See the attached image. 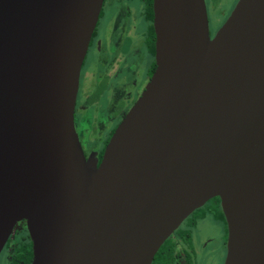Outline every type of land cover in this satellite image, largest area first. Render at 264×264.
I'll list each match as a JSON object with an SVG mask.
<instances>
[{
    "label": "water",
    "instance_id": "95a60500",
    "mask_svg": "<svg viewBox=\"0 0 264 264\" xmlns=\"http://www.w3.org/2000/svg\"><path fill=\"white\" fill-rule=\"evenodd\" d=\"M103 0H0V251L31 264H151L218 197L224 264H264V0L209 33L204 0H153L155 70L97 163L74 127Z\"/></svg>",
    "mask_w": 264,
    "mask_h": 264
},
{
    "label": "flooded vegetation",
    "instance_id": "af4514ba",
    "mask_svg": "<svg viewBox=\"0 0 264 264\" xmlns=\"http://www.w3.org/2000/svg\"><path fill=\"white\" fill-rule=\"evenodd\" d=\"M119 5L129 4V8L117 6L113 21L109 20L108 33L103 35L99 26L105 15V3L102 7L92 32L86 54L84 56L80 74L79 85L74 110V127L78 135L83 153L88 158L95 153L97 163L102 160L104 149L121 122L125 114L140 97L146 84L150 80L155 67V31L153 26V0H117ZM209 33L211 36L220 28H211V5H207ZM118 5V4H117ZM123 7V6H122ZM138 10L140 19H144L145 29H137L136 16L132 11ZM142 24V23H141ZM213 27V26H212ZM144 53V56H152L149 66H145L143 72H147L145 82H133L135 71V57ZM95 59V68L87 70L85 63L87 58ZM144 68V67H143ZM146 77V76H145ZM129 80V82L127 81ZM126 82L128 84H126ZM145 84H144V83ZM126 88V89H125ZM113 94L114 102H108ZM90 111V114L87 112ZM105 113V114H104ZM104 115V121L101 119ZM86 120V121H85ZM85 121V132L94 136V132H102L108 121H113L111 128L103 141L97 146H85L82 142L84 131H81V122ZM202 211V212H200ZM200 212V214H199ZM209 219L215 226L211 235L201 237L199 246L193 242L192 233L195 225ZM221 242L224 247V255L219 264H224L227 254L228 225L221 208L220 199L214 197L194 210L179 227L164 241L156 252L151 264H199V259L204 255L205 249L211 244ZM32 242L24 220L15 223L12 232L0 251V264H31Z\"/></svg>",
    "mask_w": 264,
    "mask_h": 264
},
{
    "label": "rangeland",
    "instance_id": "374dc122",
    "mask_svg": "<svg viewBox=\"0 0 264 264\" xmlns=\"http://www.w3.org/2000/svg\"><path fill=\"white\" fill-rule=\"evenodd\" d=\"M237 1L238 0H206L207 5L208 6L211 5L213 7V11H210V15H209L211 20V28H213V30L217 29L219 26H221L224 23V21L227 19V17L233 10L234 6L236 5ZM117 6L119 7L121 6V8H125L127 6L129 8L130 5L127 3H122L121 5H119V2L117 0H106L105 15L99 26V30H101V33L103 35L105 34V37L110 27L109 20L113 21L114 16L116 17L115 13L117 12ZM132 13L134 16H136L137 19V21H135L136 22L135 24L138 25L137 29L138 30L142 29L143 31L145 29V22L143 17L142 19H140L139 17L140 13L138 12V10H133ZM152 60H153L152 56L149 55L144 56V53L139 54L135 57V62H134L135 71L133 73V82L134 81L139 82L138 79L140 80L144 79L143 81L145 82L148 75L147 72H143V71L145 69V66L150 65L149 62L152 63ZM85 66L87 70H93L96 66L95 59L92 56L87 58ZM127 81L129 82V80ZM126 84L128 83L126 82ZM108 102L110 103L114 102L113 94L110 95ZM87 113L90 114V111H88ZM101 119L103 121L106 119L103 114H101ZM85 121L81 122V128H82L81 131H84V136H82V142L85 146L90 145L94 147L103 141V139L107 134V131L111 128V124L113 122V121L110 122L108 121L105 127H103L102 132L97 130L96 132H94L93 134L94 136H91L90 133L85 132V129L87 128H83L84 126H87ZM214 230H215V226L214 224L211 223L209 219L201 221L200 223L195 225V230L192 233L193 242L199 246L201 237L206 236L208 234L211 235V231ZM223 255H224V247L223 246L221 247V242L217 241L216 243L211 244L205 249L204 255L201 256L199 259V264H219Z\"/></svg>",
    "mask_w": 264,
    "mask_h": 264
},
{
    "label": "trees",
    "instance_id": "16d2710c",
    "mask_svg": "<svg viewBox=\"0 0 264 264\" xmlns=\"http://www.w3.org/2000/svg\"><path fill=\"white\" fill-rule=\"evenodd\" d=\"M166 241V240H165Z\"/></svg>",
    "mask_w": 264,
    "mask_h": 264
}]
</instances>
